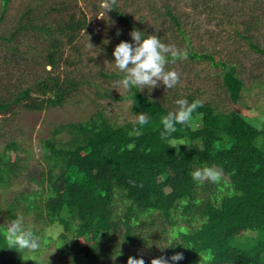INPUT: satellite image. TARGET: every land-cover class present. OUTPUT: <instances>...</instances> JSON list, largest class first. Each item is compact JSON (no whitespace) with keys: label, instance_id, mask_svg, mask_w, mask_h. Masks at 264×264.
<instances>
[{"label":"trees","instance_id":"obj_1","mask_svg":"<svg viewBox=\"0 0 264 264\" xmlns=\"http://www.w3.org/2000/svg\"><path fill=\"white\" fill-rule=\"evenodd\" d=\"M9 1L2 0L0 21ZM113 7L116 19L137 29L117 3ZM165 12L183 33L172 8L166 5ZM35 20L28 17L9 36H0L10 43V54L31 58L46 71L0 95V188L13 189L24 179L33 183L12 195L6 213L11 219L17 211L31 216L35 224L30 229L40 238V247L34 252L10 249L6 224H0V264L53 263L54 258L44 256L53 249L69 264H127L129 256L137 258V246L149 250L145 264L161 256L169 258V264H264V126L235 108L203 102L189 124H177L169 140H162L161 117L174 108L133 87L117 98L130 99L132 112L147 115V125L141 127L137 118L119 123L101 110L86 119L59 122L39 139V170L28 174L35 154L24 128L13 119L24 110L62 106L81 88L85 80L52 75L51 69L65 59V45L88 27L86 17L75 13L55 25ZM25 28L38 30L48 42L46 48L31 54L37 47L27 43L22 49L25 44L15 40ZM245 37L264 53L249 34ZM187 53L191 59L222 66L229 98L241 99L245 82L235 63L216 61L211 52ZM195 99L187 96L189 102ZM175 141L182 144L171 146ZM203 164L222 167L225 180L194 181L191 171ZM52 224L62 230L47 232ZM236 230L244 234H234ZM128 243L136 249L126 250ZM178 252L183 259L171 261Z\"/></svg>","mask_w":264,"mask_h":264},{"label":"rangeland","instance_id":"obj_2","mask_svg":"<svg viewBox=\"0 0 264 264\" xmlns=\"http://www.w3.org/2000/svg\"><path fill=\"white\" fill-rule=\"evenodd\" d=\"M102 3L103 0H10L0 21L1 37L9 36L19 23L25 24L28 17L36 18L35 22L38 24L55 25L75 13L78 18L85 16L88 25L72 44L64 47V58L69 59L72 64L64 59L55 69H51L50 65L45 66L46 70L51 69L52 75L75 77L85 80V83L70 94L64 105L47 107L42 111L24 110L13 119L15 124L24 128V135L35 154L28 173L30 175L39 170V139L48 136L55 124L86 119L97 110L103 111L119 123L137 118V114L131 110V100L117 98L128 91L117 87L116 82L122 76L114 67L113 56L114 48L120 41L132 43L130 32L133 27L116 19L112 10L106 13ZM116 3L121 11L128 14L138 30L155 34L162 42L173 44L181 50L211 52L216 61L224 59L235 63L245 82L241 99L233 102L223 84L222 66L213 64L208 59L187 57L167 66L180 74V82L176 87L166 89L160 82L158 87L151 90L144 88L142 91L151 97L160 98L174 109L176 99H187L188 95H193L202 102H210L223 110H240L257 119L258 123L262 122L264 126V53L260 54L253 49L245 37V34H249L253 42L264 47V0H117ZM166 5L177 16L183 33L179 32L165 12ZM1 10L2 0L0 12ZM37 31L25 28L17 34L15 42H23L25 45L20 47L25 50L27 43L33 44L37 49L34 48L31 54H35L48 44L45 37ZM9 46L7 40H0V95L15 85H25L35 76L46 73L44 66L36 64L33 59L26 60L10 54ZM39 59L44 62L42 56ZM258 83L261 85L258 86ZM1 117L0 114V119ZM2 145L3 140L0 139V149ZM32 184L30 180L24 179L16 182L13 189L0 188V224L13 220L6 213L7 201ZM19 215H22L21 211H17V216ZM24 223L27 228L35 224L31 216L24 217ZM46 230L56 234L62 228L58 224H52ZM233 233L244 234L241 230ZM169 244L171 243H166V246ZM124 248L136 249L133 243L124 245ZM136 250L137 258L144 261L150 255L148 248L143 246H137ZM44 256L47 259L54 258L55 261L49 264H69L66 259H58L54 249ZM112 263L114 262L109 264Z\"/></svg>","mask_w":264,"mask_h":264},{"label":"clouds","instance_id":"obj_3","mask_svg":"<svg viewBox=\"0 0 264 264\" xmlns=\"http://www.w3.org/2000/svg\"><path fill=\"white\" fill-rule=\"evenodd\" d=\"M116 2L117 0H103L101 6L107 13L114 9L113 6ZM130 36L132 43L122 40L113 51L114 67L122 76L116 82L117 87H121L125 91H131L133 87L138 90L144 88L151 90L158 87L160 82L166 89L176 87L180 82V74L167 66L170 63H175L178 59H187V51L181 50L173 44L162 42L160 37L155 34H146L135 28L130 32ZM175 105L174 110L168 111L166 115L161 117L160 123L163 130L160 131V138L162 140H169L171 134L177 131V124H189L193 118V113L197 108L203 106V102L199 99L189 102L186 98H179L175 100ZM136 123L141 127L147 125L149 123L147 115L143 112L138 113ZM136 134H141L139 129H136ZM179 144L182 143L171 144V146L175 147ZM190 175L197 183L219 184L225 180L223 168L216 165L203 164L191 171ZM5 237L10 249L16 248L34 252L40 247V238L25 226L22 215L6 223ZM170 259L171 261L182 260L183 254L175 253ZM127 264H145V261L142 258L129 256ZM151 264H169V258L164 256L153 258Z\"/></svg>","mask_w":264,"mask_h":264}]
</instances>
